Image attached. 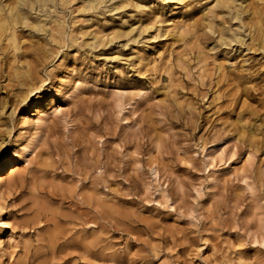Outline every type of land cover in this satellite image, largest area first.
I'll list each match as a JSON object with an SVG mask.
<instances>
[{
	"label": "rangeland",
	"instance_id": "374dc122",
	"mask_svg": "<svg viewBox=\"0 0 264 264\" xmlns=\"http://www.w3.org/2000/svg\"><path fill=\"white\" fill-rule=\"evenodd\" d=\"M94 1L0 0V264H264V0Z\"/></svg>",
	"mask_w": 264,
	"mask_h": 264
},
{
	"label": "bare ground",
	"instance_id": "6f19581e",
	"mask_svg": "<svg viewBox=\"0 0 264 264\" xmlns=\"http://www.w3.org/2000/svg\"><path fill=\"white\" fill-rule=\"evenodd\" d=\"M56 1V0H55ZM63 1V0H62ZM96 1V0H95ZM94 1V2H95ZM98 1V0H97ZM177 1V0H176ZM36 2V1H35ZM100 2V1H99ZM170 2H173L170 1ZM93 3V2H92ZM165 3V2H164ZM51 4V2H50ZM55 4V3H54ZM42 6V5H41ZM238 6V5H236ZM211 7V6H210ZM18 15V14H16ZM21 16V14L19 15ZM11 18V17H10ZM16 19V16L15 18ZM11 21V20H10ZM13 21V20H12ZM12 23V22H11ZM10 23V24H11ZM33 23V22H32ZM8 26V25H7ZM11 26V25H10ZM132 27V26H131ZM41 28V27H40ZM131 30V29H130ZM182 34V32H180ZM241 38V37H240ZM62 82V81H61ZM64 83V82H62ZM73 86V85H72ZM62 89V88H61ZM74 90L75 91H80V86H74ZM82 90V89H81ZM71 91V90H70ZM37 89H30L29 94L27 95L28 100H36L34 101V103L32 104L31 111L22 114L20 116V120L21 123L26 125L28 123V121L32 118H35V123L38 124L37 130H41V123L43 122H47L48 117L50 116H56L58 115L62 110V106L56 104V100L53 97H50L48 99H44L42 101H39L38 99H35L34 96H36L37 94ZM51 119V118H50ZM33 124V123H32ZM29 125V124H28ZM27 125V126H28ZM43 129V128H42ZM34 133V132H33ZM37 136L35 138H28L30 139L27 143L24 144V146L21 147V154H22V159L24 160L25 163H28L29 161V157H31V155L33 153H35V151L38 148V145L41 143L40 140L43 137V135L41 136L39 133L36 134ZM33 136V135H32ZM40 142V143H39ZM39 143V144H38ZM223 146V145H222ZM222 148V147H221ZM221 150V149H220ZM223 151V150H222ZM20 152V151H19ZM218 153V152H217ZM221 153V152H220ZM223 153V152H222ZM221 153V154H222ZM20 154V153H19ZM219 154V153H218ZM207 155V154H206ZM216 155V154H215ZM214 154H208L207 157V161L210 162L211 164L214 163L216 161V156ZM222 157V156H221ZM242 168L239 169H235V172H239V170H241ZM21 167L18 164V158H17V151H14L13 153L9 154V156H5L2 157L0 159V213L1 211H3V206H2V201L5 199L6 197V193H4V191H2L1 187H9L11 186V183L15 177L16 174H18L19 172H21ZM233 173V174H234ZM154 174L155 177L157 179H160L159 175L160 173L158 172L157 169H154ZM162 192V191H161ZM164 195V194H163ZM0 225H2V227L5 228H13L12 223L9 220H0ZM2 232V231H1ZM0 232V233H1ZM17 240L11 235H7L6 237H3L0 234V250L3 248L7 249H12L15 248L17 246ZM1 250V251H2ZM0 251V252H1ZM1 257V255H0Z\"/></svg>",
	"mask_w": 264,
	"mask_h": 264
}]
</instances>
